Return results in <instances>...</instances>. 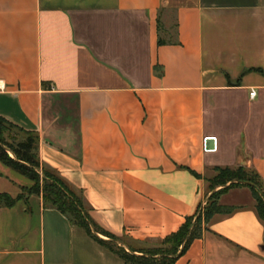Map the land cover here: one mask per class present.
Segmentation results:
<instances>
[{
  "label": "crops",
  "instance_id": "0c3cea01",
  "mask_svg": "<svg viewBox=\"0 0 264 264\" xmlns=\"http://www.w3.org/2000/svg\"><path fill=\"white\" fill-rule=\"evenodd\" d=\"M2 119L37 137L99 239L142 256L208 204L217 169L264 188V0H0ZM2 166L17 199L31 186ZM246 191L220 197L174 264H264ZM0 264L126 263L26 195L0 202Z\"/></svg>",
  "mask_w": 264,
  "mask_h": 264
},
{
  "label": "trees",
  "instance_id": "16d2710c",
  "mask_svg": "<svg viewBox=\"0 0 264 264\" xmlns=\"http://www.w3.org/2000/svg\"><path fill=\"white\" fill-rule=\"evenodd\" d=\"M159 44L162 45L163 42L159 40ZM257 72L262 73L261 71ZM5 126L23 132L27 136V143L20 144L19 148L7 145L3 139ZM8 149L15 159L9 157ZM0 163L33 183L31 188L24 189L23 192H26L28 196H40L44 207L60 212L70 223L83 229L100 246L117 255L126 264H174L178 253L183 255L193 241L200 237L203 224H207L214 215L224 212V209L217 202L222 195L232 188L234 183L238 185L243 183L251 189L256 201L257 214L260 220L264 222V188L261 186L258 177L243 168L237 170L217 169V175L210 181L211 188L216 189L231 184L230 187L212 194L205 208H199L198 212L193 217L188 218L176 234L163 241L171 248L163 253L145 252L142 256H135L112 244L116 240L114 236L107 233L103 234L110 240V242H106L95 235L103 232L93 223L84 201L57 174L41 165L38 158L37 137L3 119L0 120ZM41 170L44 173L43 177L40 175ZM249 185L258 187L261 194ZM21 199H23L21 196L17 199H12L8 195L0 196V202L7 208L13 207ZM158 255L160 258L156 259L155 257Z\"/></svg>",
  "mask_w": 264,
  "mask_h": 264
},
{
  "label": "rangeland",
  "instance_id": "374dc122",
  "mask_svg": "<svg viewBox=\"0 0 264 264\" xmlns=\"http://www.w3.org/2000/svg\"><path fill=\"white\" fill-rule=\"evenodd\" d=\"M3 139H4V141L7 143V145H9L10 147L12 146V147H14V148H19V145L20 144H24V143H27V136L23 133V132H21V131H19V130H17V129H13V128H11V127H7V126H5L4 127V129H3ZM7 153H8V155H9V157L11 158V159H15L14 158V155L12 154V152L8 149V151H7ZM2 168H5V167H3L2 166ZM10 171V173L12 174V176L14 177V178H17L18 180H21V181H23V182H25V184H30V186L32 187L33 186V183L30 181V180H28L27 178H24V177H22V176H20V175H18L16 172H14V171H12V170H9ZM40 175L43 177L44 176V173L42 172V170L40 171ZM260 182V181H259ZM261 184V183H260ZM230 185L231 184H228V185H226V187H217L216 189H218L219 188V190L216 192V193H218L219 191H221L222 189H225V188H229L230 187ZM250 186V185H249ZM251 186H253V185H251ZM250 186V187H251ZM261 186H262V184H261ZM30 187V188H31ZM257 190H258V193L259 194H261V191L259 190V188L258 187H256V186H254ZM231 189H235V190H237V189H246L247 191L246 192H249V194H251V196H252V198L254 199V197H253V194H252V191H251V189L250 188H248V187H246L245 186V184H243V183H241V184H237V183H234V185L232 186V188ZM254 189V188H253ZM255 190V189H254ZM256 191V190H255ZM226 194V193H225ZM27 194H26V192H23L20 196L21 197H23V198H25V196H26ZM220 200V199H219ZM219 200H218V202H219ZM255 200V199H254ZM217 202V203H218ZM239 203H242V202H239ZM207 205H205L204 206V208L206 207ZM114 242V241H113ZM115 246H116V244H115ZM156 248H153V249H147L146 250V252H158V253H163V252H165L167 249H169V248H171L170 247V245H166V244H164V242H158V243H156Z\"/></svg>",
  "mask_w": 264,
  "mask_h": 264
},
{
  "label": "water",
  "instance_id": "95a60500",
  "mask_svg": "<svg viewBox=\"0 0 264 264\" xmlns=\"http://www.w3.org/2000/svg\"><path fill=\"white\" fill-rule=\"evenodd\" d=\"M206 149L207 150H214L215 149V141H214L213 138H207V140H206ZM251 187L254 188L258 192V190L254 186H251Z\"/></svg>",
  "mask_w": 264,
  "mask_h": 264
},
{
  "label": "built area",
  "instance_id": "2783aa9c",
  "mask_svg": "<svg viewBox=\"0 0 264 264\" xmlns=\"http://www.w3.org/2000/svg\"><path fill=\"white\" fill-rule=\"evenodd\" d=\"M250 97L254 98L255 97V92H251Z\"/></svg>",
  "mask_w": 264,
  "mask_h": 264
}]
</instances>
